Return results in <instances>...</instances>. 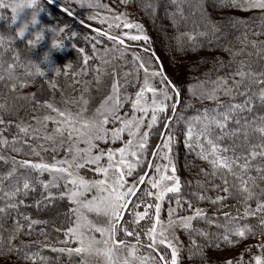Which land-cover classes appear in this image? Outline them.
<instances>
[{"label":"snow or ice","instance_id":"snow-or-ice-1","mask_svg":"<svg viewBox=\"0 0 264 264\" xmlns=\"http://www.w3.org/2000/svg\"><path fill=\"white\" fill-rule=\"evenodd\" d=\"M52 2L53 0H48L49 4ZM119 2L127 6L135 3L136 0H119ZM170 2L175 11L166 12V15L173 20L174 26L177 16L182 19L187 18L184 12L187 7L193 15L199 11L204 23L211 27L213 33L219 31V26L205 12V0H170ZM74 6L89 9L103 8L112 13L101 17L98 13L92 12L87 19L108 24V30L103 35L112 42V48H105V53L118 51L123 58L125 53L130 51L131 62L139 81L138 90L135 91L134 96L128 95L126 90L122 91V88H126L129 81L125 79L124 85H121L119 74H114L110 91L91 116L85 114L88 100L84 96H81L79 101H66L80 105L79 110L75 112L68 108H60L50 101H44L43 105H40L35 96H16L15 99L33 102L54 113V115H44L42 119L32 117L39 127H33L23 120H6L5 115L15 116L16 112L7 103H0V148L10 149L14 153H22L27 148L29 151L25 153L26 155L39 156L40 153L33 146L32 141L39 139L41 132L46 141L54 142L55 135L62 136L65 133L70 141L65 158L59 160L53 158L51 162H45L43 158L39 162L28 159L16 160L15 157L0 154V161L5 164L9 161L11 163L9 170L0 176V193H2L0 199L3 200L0 217H9L10 213H16L15 216L10 217L14 227L9 235L6 238L0 236V264H17L20 259L31 261L33 264H50L49 258L39 251H30V244L24 241L17 242V237L24 228L21 217L27 221L29 231L25 234H31L33 226L39 223L37 220H30L19 211L21 205L27 207L21 197H27L30 190H34V185L27 177L23 179L22 186L17 181L14 187L5 190L4 181L14 178L19 169L37 173L48 172L52 179L39 181L47 192V199L66 198L73 206L70 214L74 216V220L63 231L67 240L61 243L74 241L78 246L52 247V251L67 252L69 255L78 254L86 239H91L88 236L89 232L99 233L103 242L107 243L111 239L112 229H122L126 237L135 238L137 243L141 241L142 235L148 238L149 242L146 246L151 249L152 264H182L180 239L177 235V229H180L188 236L187 250L190 258L193 254L199 255L202 264H212L205 248L220 250L222 246H227V249H231L239 247L247 237L258 235L259 243L244 247L238 255L226 257L221 264H264V114L254 116L252 120L248 119V114L256 110L253 103L255 99H259L260 109L264 110V69L257 70L247 60L238 63L235 60L249 45L255 49L257 57H264V40L249 41L248 33L245 32L236 37V40L243 45L238 50L228 44L217 45L228 53L230 59L224 61L222 58H215L213 63L220 68H228L229 71L225 75L217 76L215 80L201 82L202 85H212L210 88L204 87L201 96L212 101L216 106L211 109L205 108L202 113L190 117L186 122L185 147L194 151L210 168V171L200 168L198 174L211 178L204 181L197 180L196 185L202 190L193 192L191 196L195 197L196 202L207 201L210 204L213 213L216 214L210 216L207 209L195 206L191 198L186 199L181 195V179L176 174L175 164L170 156L173 142L170 121L174 119L177 105L180 103L182 86L176 84L167 74L162 60L151 48V38L145 32L143 25L131 19L128 12H114L99 0H62L59 4L61 11L68 17L75 16ZM138 6L144 9L151 8L153 13L157 8V5L153 4ZM25 7L32 9L30 19L16 29L14 36L0 35V46L4 49L0 51V70L6 74L7 81L11 82L12 90L22 89L29 83L27 77L33 75L28 71L29 68H34L35 74L45 75L41 68L31 64V61L25 64L21 52L12 46L17 37L24 36L29 24H36L37 13L43 8L40 0H19V2L0 0V10L10 9L13 21L17 13ZM214 7L228 12L227 19L233 27L247 24V20L234 15L236 11L251 12L264 22V0H216ZM113 28L119 30L118 34H110ZM67 29V23L63 26L57 25L53 29L54 35L51 41L53 48L63 45V34ZM99 34L98 32V36ZM254 34L259 36L264 35V32ZM181 35L188 41L196 39V35L192 33L186 32ZM197 35L203 37L208 33L200 31ZM71 36L76 37L78 33L73 31ZM98 36L93 38L97 43ZM224 37H227L226 33ZM180 38V36L175 37L178 43ZM41 39L42 30L35 31L32 38L26 41V50L30 52ZM141 44H143L142 49ZM78 51L84 61L80 72L68 71L71 65H67L64 72L74 80L88 70L90 59L84 48ZM96 52L97 49L93 45V53ZM247 55L251 57L253 53L248 52ZM233 64H236L234 68ZM21 67L26 69L24 77L17 76L14 71ZM55 71L60 73L61 70L56 68ZM141 72L142 78L139 75ZM124 75L127 77L129 74ZM4 79V76H0V80ZM96 80L99 82V75L96 76ZM49 83L55 90V82ZM5 86L7 87V84ZM188 88L191 91L193 85H188ZM220 94L227 97L228 101H221ZM129 105L130 113L122 112ZM169 109L173 116H165L162 121V114ZM66 119L79 121L83 127L95 134L89 135L82 129L67 128L64 123ZM49 123L54 126L52 133L46 131ZM161 123L167 132L159 131L158 135L161 139L151 147L150 138L156 126ZM109 124L118 126L109 128L107 127ZM229 125L234 127L229 128ZM125 133L127 139L123 138ZM225 138L230 139L232 143L223 144ZM108 140L119 141L121 146L109 147L106 150L98 148L97 141ZM237 141L241 142L237 143ZM81 143L85 145L83 148L79 147ZM93 149L96 151L94 152ZM149 152L151 158H148ZM85 168L102 175L103 179L89 180L81 176L80 170ZM73 169L76 170L75 174ZM110 173L115 174L111 188L108 187ZM216 179L221 183H215ZM57 181L64 182V189L54 193L50 189L57 187ZM209 191H219L224 195L212 197L207 194ZM166 199L168 206L165 221L161 219V211ZM228 199H234L237 203L228 205L226 203ZM252 201H255L254 208L251 206ZM35 203L39 205L41 201L37 200ZM141 208L143 210H139ZM88 212L107 216L115 223L111 224L110 228L93 225L88 220ZM185 212L190 214H182ZM249 218H255V226L248 223ZM196 220L203 221L215 231L195 227ZM141 221L150 223V227L144 229ZM2 228L3 225L0 224V229ZM41 234H44L43 229ZM197 237L204 243L201 244ZM117 242L121 241L117 238ZM255 248H259L258 254L254 253Z\"/></svg>","mask_w":264,"mask_h":264},{"label":"trees","instance_id":"trees-1","mask_svg":"<svg viewBox=\"0 0 264 264\" xmlns=\"http://www.w3.org/2000/svg\"><path fill=\"white\" fill-rule=\"evenodd\" d=\"M17 2H19V0H17ZM43 2L45 3L44 5L47 9L46 10L47 13H50L51 15L52 13L55 14L57 13L58 16L61 15L60 20L57 22L62 25L67 23V25H69L73 31L78 33L80 38L83 39V36L89 35L93 40L94 37L98 36V33L93 32L89 28H87L92 26L86 25L83 22L82 24H79L78 23L79 18L77 16L68 17L65 13L61 11L56 12V10H58L57 7H59L58 5L55 4L53 6L48 2L46 3V1ZM149 2H151L150 4L157 5L155 13L150 11L151 8L144 9L138 6V5L149 4ZM215 3L216 0H205L206 14L210 15L211 19L215 21V23L219 26V31L216 33H213L211 27L207 26L204 23V20L202 19L201 13L199 11H197L193 15L192 11L187 7H185L184 9L185 16L187 18L182 19L179 16H177L175 18L176 23L174 26L173 20L166 15V12L175 11L174 7L170 3V0H156V1L153 0V2L152 0H136V2L133 3L131 6H133L134 8V13H136L138 10L140 11L141 15H138V19H140L139 22H141L140 24L143 25L145 30L148 29V34L150 35L152 41L151 48L156 51L157 55L160 57L162 62L164 61L162 56L166 58L167 53L171 54L175 58L168 57L167 63L170 64V62L174 60L175 62L172 63L178 64V67L180 68V71H176V72H178V74L180 72L183 75V78L188 79L189 81L195 79L198 81H205V80H215L217 76L225 75L229 71L228 68H220L219 65H214L213 63L215 58H222L224 61H228L230 59L228 53L222 51L219 47H217L218 44H228L229 46L238 50L242 48L243 45L236 40V37L244 34L245 32L248 33L249 41L264 40V35L257 36L254 34L256 32H264V22L261 21L258 15H254L251 12L236 11L234 12V15L247 20V24L246 25L238 24L235 27H233L231 22L227 19L228 12L225 10H221L219 7H214ZM25 18H27V15H25ZM37 22H39V20H37ZM53 22L54 21L50 19V23ZM15 31L16 30L14 27L13 20H11V10L10 9L0 10V35L14 36ZM200 31H206L208 35L203 37L197 35V33H199ZM186 32L196 35V39L194 41H188L186 37L181 35ZM225 33L227 34L226 38L224 37ZM63 36H64L63 45L58 48H53L52 46L50 47L44 46L46 42L42 44V40H40V42L35 47H33L30 52L26 50L27 40L25 38L17 37L15 39L12 46L21 52L25 64H27L28 61H31V64L39 66L41 70L45 73V75L40 76L38 74H35V69L29 68L28 71L33 73V75L27 77L29 83L22 89L17 88L15 90H12L11 82L7 81L6 74L2 70H0V76L5 77L4 80H0V103H7L9 107L16 112L15 116L5 115L4 118L6 120L7 119H12L14 121L23 120L31 124V121H33L32 117L34 116L36 117L37 115L38 106L33 102L26 101L24 99H15V97L25 96V95L35 96L36 99L40 102V104H42L41 103L42 100H40L38 96L42 94L44 95L46 93V97L48 98L45 100L47 101L49 99L48 95L53 90L52 87H50V83H49L50 81H54L56 87L57 86L60 87V85H62L61 87H63L65 83H70L74 81V79L70 75L66 76L64 72L66 70L67 65L72 66L70 69H68V71L70 72H75L77 69L81 67L80 64H81L82 55L79 52L74 51L73 48H77L78 50L82 48L84 44L82 42H79L78 45L74 44L72 39L70 38V35H68V32L66 31L63 34ZM177 36L181 37L179 43L175 39V37ZM98 40L108 45L112 44V42L109 41L104 35L99 34ZM73 45H75V47H73ZM63 48H64L63 52L60 53L58 50ZM194 48L195 50H193ZM84 49H86V47H84ZM3 50H4L3 47L0 46V51ZM89 51L90 49L88 50L86 49L87 53H90ZM248 52H252L253 55L249 57L247 55ZM222 54H224V56H222ZM45 56L47 57V59H45ZM235 60L236 63H238L241 60H247L257 70L264 69V57H257V55L255 54V49H252L250 45L247 48H245L244 53L237 56ZM9 62H11L10 59ZM166 64L163 62L165 68L167 67ZM235 66L236 64H233L232 67L234 68ZM56 68H60L61 70L60 73H57L55 71ZM14 71L17 74V76L24 77L26 75V69L23 67L14 69ZM6 84L7 87L5 86ZM239 99L240 98L238 97L237 100ZM220 100L227 102L228 98L221 96ZM253 103L255 105L256 110L253 113L248 114L249 120H252L254 116L264 114V110L260 109L259 99L258 98L255 99ZM215 106L216 105L212 101L208 100L203 104H196L190 107L189 109L185 108L183 111H181V114L178 117L177 126L179 129L180 128L182 129L181 130L182 132L179 134L182 136V139L178 141L182 146L181 147L179 146L177 152L180 151V153L183 155V159L185 160V162L181 163L182 167L180 168L177 167L175 163V167H177L178 176L181 179V185H182L181 194L186 193L184 196L190 194V191H193V187L196 189H200L197 187L196 181L197 180L204 181L205 179V177L202 175H200L199 178L188 179L190 177L189 175L187 176L186 174H184L185 170L188 171L192 169V166L195 163H197L198 166L210 171V168L206 166L207 165L206 162L201 161L197 157L194 151L185 147L184 133L187 127L186 122L190 117H195L196 115L202 113V111L205 108L211 109ZM177 112H178V107L175 114H177ZM172 121H170L171 125H172ZM231 127H234V125H229V128ZM249 131H251V129ZM217 134H218V130H217ZM241 141H242V137H241ZM241 141H237V143H240ZM222 143L225 145H229L232 143V141L228 138H225L222 141ZM32 144L34 147L37 148V151L41 153L40 142L34 140L32 141ZM28 151L29 150L25 148L24 152L22 153H14L10 149L0 148V154L6 155L8 157H15L16 160L28 159L30 161H37V156L25 154ZM229 155H231V153H229ZM10 167H11L10 161L8 164H5L4 162L0 161V176L6 173ZM46 174L47 173H37L35 171H25L24 169H19L18 174L14 178H12L11 180L4 181L5 190H7V188L9 187H14L17 181L22 186L23 179L25 177H27L30 180V182L34 185V190H30L29 195L27 197H21L22 199H24L27 207L21 205L19 211L24 216H28L30 220H37L39 221V223L33 226V229L31 230V234H25L29 231L27 229V221H24L21 217V223L24 224V228L22 229V232L18 235L17 242L24 241L25 243L30 244L31 247L29 250L39 251L43 256L49 258L50 264H68L67 260L64 259L63 257L64 255L62 253L52 251L51 248L52 247L58 248L57 246L62 245L61 241H63V239L65 238V236L63 235V231L68 226L62 227L58 222H63L66 220V222L69 225V221L70 222L73 221V217L70 214V209L72 205L66 198L47 199V192L42 188V185L39 182L41 180L50 181V177H49L50 175L47 174L48 175L47 176ZM214 182L221 183L219 179H216ZM61 189L62 187L59 186L58 188H52L50 190L53 191L54 193H57L58 191H62ZM0 195H2V193H0ZM37 200L41 201L39 205L35 203ZM227 202L229 205L237 203V201L234 199H228ZM2 204H3V200L0 199V206H2ZM251 206L253 208L255 207V201L251 202ZM15 215L16 213H10L9 217H0V224L3 225V228L0 229V236L6 238L9 235V232L14 227L13 220L10 217ZM208 215L213 216L211 215V213ZM248 223L255 226L256 225L255 218H249ZM197 225L198 223L194 224L195 227L201 228L198 227ZM41 229H43L44 234H41ZM209 230L215 231L214 228H210ZM256 230L258 233L259 228L257 227ZM197 239L200 241L201 244L204 243V241L201 240L199 237ZM259 240L260 238L258 235L249 236L243 241V243L239 247H232L231 249H227V246H222L220 250H216L213 248L210 251L227 252L233 250L236 251L242 250L244 247L248 246V244L255 242L256 244L259 243ZM246 241H248L247 242L248 244H246V246H243L244 242L246 243ZM249 241L252 242L249 243ZM45 245H47V247H45ZM254 250L256 251L257 248ZM37 259H39V257ZM26 263L33 264V262L31 261H25L23 259L17 261V264H26Z\"/></svg>","mask_w":264,"mask_h":264},{"label":"rangeland","instance_id":"rangeland-1","mask_svg":"<svg viewBox=\"0 0 264 264\" xmlns=\"http://www.w3.org/2000/svg\"><path fill=\"white\" fill-rule=\"evenodd\" d=\"M43 1H46V3H47L48 0H40V3L43 6V8L37 13V16H36V19L39 20V22H36V24H34V25L29 24L27 26L25 33H24V36L21 38H25L26 40L31 39L32 34L35 31H41L42 30V39H41L42 44L46 42V44H44V46L50 47V46H52L51 41H52V37L54 35L53 29L58 24L60 26H63V25L57 22L60 20L61 15L58 16L57 13L56 14L52 13V15L50 13H47V11H46L47 9H46V7L44 5L45 3ZM60 2H62V0H53L51 5L56 4L59 6ZM99 2L101 4H107L108 7L110 9H112L114 12L115 11L128 12L130 15V18L135 20L136 22H139V20H140V19H138V15H141V13L139 10H138L139 12L136 10L137 12L134 13V8H133V6H131L132 4L125 6L123 4H120L119 0H99ZM152 2H153V0H152ZM150 3L151 2H149V4ZM25 8H24L25 11L23 9L22 11L17 13L16 19L13 21L15 30L18 29L23 22L30 19L32 11L30 8H27V7H25ZM58 11L59 10H56V12H58ZM74 11H75V16H77L79 18L78 20H80L84 24L98 28L102 31L108 30V24L107 23L100 24L98 20L90 21L87 19L88 15L92 12L98 13V15L101 17L112 14V13L107 12L105 9H103V8L89 9L86 7L84 8V7L74 6ZM150 11L153 12L152 9H150ZM25 15H27V18H25ZM50 19L56 23H54V22L50 23ZM139 23H141V22H139ZM146 30H145V32L148 34V29H146ZM118 31L119 30L113 28V30L110 34H118ZM66 32H68V35H70V38L72 39L74 44L78 45L79 42H82L84 44L82 46V48L86 47L87 50L90 49V51H89L90 53H87L86 49H85V52L90 57V59L88 61V70L83 75H80L79 77H77L74 81H72L70 83H65V85L63 87H61L62 85H60V87L57 86L54 91L52 90L50 92V94L48 95L49 99L47 101L55 103L60 108H68L69 110L75 112V111L79 110L80 105L78 103H75V104L74 103H66V101H73V100L79 101V98L81 96H84V98L88 100V104L85 106L86 107L85 114L88 116H91L95 112V109L99 106V104H100L101 100L104 98V96L107 95L108 92L110 91V86H111L114 74H119V80H120L121 85H124L125 79H127L129 81L126 88H122V91L126 90L128 95L134 96L135 91L138 90L139 81L137 79V73L135 72V70L133 68V64L131 62L132 57H131L130 51L128 53H125V56L123 58L120 56L118 51H109L108 53H105L104 49L105 48L111 49L112 44L108 45V44L102 43L100 40L97 43V41L95 39L92 40V38L89 35L83 36V39L80 38L79 35L76 37H72L71 32H73V30L69 25H68V29L66 30ZM86 37H87V39H86ZM93 45H95V47L97 49L96 53H93ZM142 47H143V44H141V49H142ZM73 49H74V51L79 52L78 51L79 49L78 50H77V48H73ZM63 50H64V48L59 49L58 51L60 53H62ZM166 56H167L166 58L164 56H162L163 60H164L163 62L165 64L168 61L167 60L168 57L175 58L173 55L168 54V53L166 54ZM222 56H224V54H222ZM93 57H95V58H93ZM172 62H175V61L173 60L170 62V64L169 63L166 64V66H167L166 68L168 70L167 74L170 76L171 79H173V81L176 84L182 86V93H181L180 103L177 105L178 112H177V114H175L176 116L174 115V119H173L172 125H171V133L173 136V142H172V150L170 152V156L172 158V162L174 164L176 163V166L180 168V167H182L181 163L185 162V160L183 159V155L180 153V151L177 152L179 146L180 147L182 146L180 144V142L178 141V140L182 139V136L179 135L182 132L181 131L182 129L181 128L179 129L177 126L178 117L180 116L181 111H183L185 108L189 109L190 107H192L196 104H203V103L207 102L208 101L207 99L202 98L201 92H202L204 87L210 88L212 85L211 84L202 85L201 84L202 81H198L196 79L189 81L188 79L183 78V75L180 72H179V74H178V72H176V71H180L178 64H176V63L173 64ZM83 64H84V61H83V59H81L80 66L82 67ZM80 68L77 69L75 72H80V70H81ZM125 73H128L129 75L127 77H125V75H124ZM97 75H99V77H100L99 82H97V80H96ZM139 75H140V78H142V72ZM188 85H193V88L191 91H189ZM37 87H39V86H37ZM37 87H35V88H37ZM43 93H45V92H43ZM221 96H223V94H220V97ZM38 98L40 100H42V102H41L42 104H40V105H43V103H44L43 100L47 99L48 97H46V93H45L44 95L43 94L39 95ZM122 112H129L130 113V105L128 107H126L124 110H122ZM48 114L54 115V113H51L50 110L47 109L46 107L38 106V112L36 115L37 118L42 119L44 115H48ZM165 116H173V113L171 112L170 109L167 110L165 114H162V116H161L162 121H163ZM64 123H65L66 127L69 129H71V128L82 129L85 133H87L89 135L95 134L90 129L83 127V125L77 120H67L66 119ZM31 125H33V127H39V125L36 124L35 120L31 121ZM114 126H118V125H112V124L107 125V127H109V128H112ZM53 127L54 126L51 123H49L46 131L48 133H52ZM159 131L167 132L163 128L162 123L157 125L156 130L153 131L152 137L150 138L151 147H154L155 143L161 139V137L158 135ZM39 135H40V138L37 139V141L40 142V149H41L40 152L41 153L39 156H37V161H32V162H39L41 158H43V160L45 162H51L53 160V158L58 159V160L65 158L66 149L68 148V146L70 144L67 133H65L62 136L61 135H55L54 142L44 140L43 132H41ZM123 138L127 139L126 133L124 134ZM96 143L98 145V148H102L105 150L109 147L118 148L121 146V142H119V141L112 142L111 140L97 141ZM84 146L85 145L83 143L79 144L80 148H83ZM53 149H55V151H53ZM93 151L95 152L96 149H93ZM148 158H151L150 152L148 154ZM206 166L209 167L208 164ZM177 167H175L176 170H177ZM183 167H184V165H183ZM200 168H202V167L198 166V164L195 163L192 166V169H190L188 171L185 170L184 174H186L187 176L189 175L190 178H188V179L199 178L200 175L198 173H199ZM72 171L75 174L76 170L73 169ZM44 173H47L49 175L48 172H44ZM138 173H139V170H138ZM79 174L81 176H84L86 179H89V180L103 179L102 175H97V174L93 173L90 170V168L81 169ZM176 174L178 175V170L176 171ZM114 176H115L114 173H110L108 176V180L110 182L108 185L109 188L112 187L111 182L113 181ZM49 177L51 180L52 177L51 176H49ZM207 179H211V178L205 177L204 180H207ZM59 186H61L62 187L61 190H63L64 189V182L63 181H57V187L56 188H58ZM201 190L202 189H196L193 187V191H190V194L184 196L186 193H183L181 195L183 197H185L186 199L191 198L193 200V202L195 203V206L207 209L208 214L211 213V215H213V216L216 215L215 213H213L212 208L207 201L196 202L195 197L191 196V194L193 192H199ZM207 194L212 196V197H215L216 195H224L222 192H219V191H216V192L209 191ZM169 195H172V194H169ZM226 203L228 204L227 201H226ZM232 205H235V203ZM167 206H168V200L166 199L164 202V205L162 207V211H161V219H163L165 221L167 220ZM173 206H174V200H173ZM185 207H186V205H185ZM139 210H143V209L141 208ZM232 211H235V210L232 209ZM182 214L186 215V214H190V213L185 212ZM72 217L74 220V216H72ZM87 217H88V220L93 225L105 226V227L110 228L111 224L115 223L114 221H110L107 216L97 215L95 212H88ZM125 219H128V217H125ZM58 223H60V226H62V227H64V226L67 227L70 225L71 222L69 221V225L66 222V220L63 222H58ZM140 223L143 225L144 229H146L147 227H150V223H145L143 221H141ZM196 223H198V225H197L198 227L210 229V227L207 224H205L203 221L196 220V221H194V224H196ZM111 231H112L111 239H109L107 243L103 242V239L99 233L89 232L88 236L91 237V239L90 240L86 239L85 244L80 248V253L72 254V255H69L67 252L62 253L64 255L63 256L64 259L67 260L68 264H152L151 259H150L151 249H149L146 246L147 243L149 242L147 237H143V235H142L141 241L139 243H137V240L135 238L126 237L123 234L122 229L121 230L112 229ZM141 231H143V229ZM177 235L179 236V239H180L182 264H202V261L198 255L193 254V255H191V258H190L189 251L187 250L188 244H189L188 236L180 229H177ZM117 238L121 242H117ZM65 240H67V237H65L63 239V241H65ZM247 242L248 241H246V243L244 242L243 246H246V244H248ZM251 242L252 241H249V243H251ZM61 244L62 245H59L57 247L58 248H60V247L75 248L78 246L74 241H70L67 244H64V243H61ZM251 244L255 245L256 242L251 243ZM251 244H248V245H251ZM239 251L240 250L218 252V251H210L208 249H205V252L207 253L208 257L211 258L212 264H221V262L226 257L236 256V255H238ZM193 253H195V250H193ZM254 253L258 254L259 248H257L256 251L254 250ZM184 254H186V255H184ZM146 258H148V259L146 260ZM26 264H32V263H26Z\"/></svg>","mask_w":264,"mask_h":264},{"label":"water","instance_id":"water-1","mask_svg":"<svg viewBox=\"0 0 264 264\" xmlns=\"http://www.w3.org/2000/svg\"><path fill=\"white\" fill-rule=\"evenodd\" d=\"M53 5V4H52ZM54 6V5H53ZM57 9L59 10V11H61V9H60V7H57ZM62 12V11H61ZM79 23L80 24H82V22H80L79 21ZM87 28H89L91 31H93V32H96V33H100V35H103V33L104 32H102L101 30H99V29H97V28H92V27H87ZM105 36V35H104ZM106 38H107V36H105ZM108 39V38H107Z\"/></svg>","mask_w":264,"mask_h":264}]
</instances>
